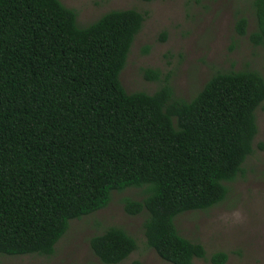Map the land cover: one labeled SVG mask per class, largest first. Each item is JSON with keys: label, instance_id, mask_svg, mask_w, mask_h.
Listing matches in <instances>:
<instances>
[{"label": "trees", "instance_id": "16d2710c", "mask_svg": "<svg viewBox=\"0 0 264 264\" xmlns=\"http://www.w3.org/2000/svg\"><path fill=\"white\" fill-rule=\"evenodd\" d=\"M252 6L249 39L264 45V0ZM77 17L62 0H0V253L52 255L72 219L106 207L114 190L139 187L141 199L123 202L130 214L145 212L147 244L172 264H195L207 250L175 219L224 201L244 172L264 76L217 71L191 99L169 82L128 92L120 74L145 14L113 9L86 26ZM247 25L237 17V33ZM89 242L104 263L138 247L117 225ZM209 260L225 264L228 253Z\"/></svg>", "mask_w": 264, "mask_h": 264}, {"label": "rangeland", "instance_id": "374dc122", "mask_svg": "<svg viewBox=\"0 0 264 264\" xmlns=\"http://www.w3.org/2000/svg\"><path fill=\"white\" fill-rule=\"evenodd\" d=\"M77 12L86 26L113 9L134 8L146 16L135 36L120 78L128 92H155L169 82L177 96L191 99L217 71L255 69L264 76V45H254L249 33L257 22L252 0H62ZM248 19L247 34L235 29L239 16ZM165 37L163 38V35ZM158 69L160 80H150L144 70ZM258 133L244 172L227 183L226 199L207 210L180 213V232L204 244L206 258L195 264H213L217 251L228 253L225 264H264V101L256 110ZM141 199L143 188L114 190L110 203L91 214L72 219L52 255L0 253V264H172L147 244L143 231L145 212L130 214L123 199ZM110 225L125 228L138 242L137 249L117 263H104L93 252L90 237Z\"/></svg>", "mask_w": 264, "mask_h": 264}]
</instances>
